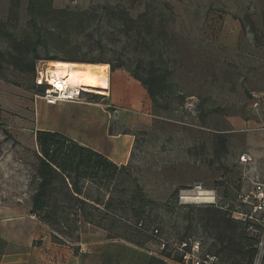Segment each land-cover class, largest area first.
Returning <instances> with one entry per match:
<instances>
[{"label":"rangeland","instance_id":"obj_1","mask_svg":"<svg viewBox=\"0 0 264 264\" xmlns=\"http://www.w3.org/2000/svg\"><path fill=\"white\" fill-rule=\"evenodd\" d=\"M253 1L52 0L67 16L39 15L36 65L52 56L65 62L101 59L112 66L124 63L142 78L153 74L160 82L152 123L136 132L128 163L147 197L171 208L156 212L163 217L160 239L143 246L154 252L162 250V240L177 250L187 226L190 242L198 243V255L204 256L211 239L195 221L196 208L215 204L235 220L252 218L253 264H264V214H253L251 206V182L264 184V175L256 161L239 162L246 152L245 131L264 129V59L256 50L258 40L264 45V11ZM26 6L27 0H0V52L11 38L32 35ZM75 12L86 13L81 22L72 21ZM247 41L253 51L246 49ZM2 66L0 81L34 93L32 76ZM20 123L17 115L1 111L0 203L27 209L37 183V153L33 142L14 134ZM177 189L182 208L169 201ZM199 192L211 200L183 199ZM186 215L193 218L191 225L183 220ZM214 252L209 253L216 256L214 264H230Z\"/></svg>","mask_w":264,"mask_h":264},{"label":"trees","instance_id":"obj_2","mask_svg":"<svg viewBox=\"0 0 264 264\" xmlns=\"http://www.w3.org/2000/svg\"><path fill=\"white\" fill-rule=\"evenodd\" d=\"M51 2L52 0H27L26 14L33 28L32 35L11 38L8 49L0 52V78L2 63H5L19 74L32 76L34 84L36 63L41 60L38 55L39 32L36 31L39 15L61 19L68 14L66 10L54 9ZM72 15V21L81 22L86 13L75 12ZM45 60L62 61L56 56L46 57ZM68 61L108 64L110 71L123 69L140 82L154 102L160 82L153 74L142 78L136 71L127 69L124 63L112 66L101 59ZM36 91L40 92L39 88L35 87ZM35 143L38 149L35 169L37 183L30 197V213L49 229L52 243L79 244L80 228L83 225L104 231L110 239L137 247L160 239L163 217L156 212L160 209L170 211L169 203L159 205L150 200L129 173L128 164L117 166L106 157L57 133L38 131L35 133ZM178 192V189L174 190L169 201L182 208L184 206L179 205ZM196 212L195 221L211 239L206 254L213 255L209 253L215 250L214 253L222 254L223 259L230 264H253L257 242L248 232L253 227L249 219L244 222L235 220L231 213L215 204L197 207ZM192 219L188 215L183 218L187 225L193 223ZM189 229L186 226V230ZM186 230L175 244L179 252L162 240L160 254L174 262L183 263V255L190 252L191 247ZM181 244H186V248L180 250ZM77 250L74 247V251Z\"/></svg>","mask_w":264,"mask_h":264},{"label":"crops","instance_id":"obj_3","mask_svg":"<svg viewBox=\"0 0 264 264\" xmlns=\"http://www.w3.org/2000/svg\"><path fill=\"white\" fill-rule=\"evenodd\" d=\"M253 2L264 11V0ZM260 27L264 34V22ZM260 41L256 45L257 56L264 59V45ZM250 44L247 41L245 47L253 51ZM36 94L39 91L29 94L0 81L2 114L21 118V129H14V134L33 142L37 154L35 133L47 131L92 150L117 166H125L134 150L136 132L152 123L153 106L147 91L123 69L109 68L107 92L97 97L85 95L80 103L50 106L40 99L33 101ZM245 133L244 153L258 163L264 175V129ZM107 237L104 231L83 225L79 244L58 245L51 242L49 229L33 218L30 206L19 209L5 201L0 203V264H185L165 258L160 251L121 240L113 242Z\"/></svg>","mask_w":264,"mask_h":264},{"label":"built area","instance_id":"obj_4","mask_svg":"<svg viewBox=\"0 0 264 264\" xmlns=\"http://www.w3.org/2000/svg\"><path fill=\"white\" fill-rule=\"evenodd\" d=\"M34 85L39 88L40 95L35 96L36 99L44 101L47 105L54 106L58 103H80L85 100V95L94 94L85 92L81 88H57L51 83V76L48 75V67L46 63H38L35 67ZM240 163H251L252 157L248 153H243L239 157ZM252 185V213L264 214V184L256 180L251 182ZM199 189V188H196ZM33 218H35L33 216ZM246 219L252 220L251 217L241 216V222ZM252 228V227H251ZM190 252L183 255V263L185 264H214L216 256L199 254L198 243L190 242ZM186 248V244H181L180 250Z\"/></svg>","mask_w":264,"mask_h":264},{"label":"bare ground","instance_id":"obj_5","mask_svg":"<svg viewBox=\"0 0 264 264\" xmlns=\"http://www.w3.org/2000/svg\"><path fill=\"white\" fill-rule=\"evenodd\" d=\"M51 83L57 88H81L85 92L103 95L108 89V66L54 61L46 64ZM103 90V93H102ZM208 195V194H207ZM205 193L186 195L184 200L209 201Z\"/></svg>","mask_w":264,"mask_h":264}]
</instances>
